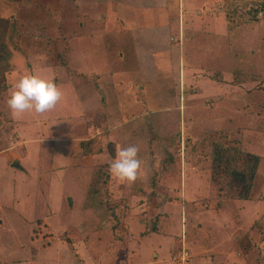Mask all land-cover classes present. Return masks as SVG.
I'll return each instance as SVG.
<instances>
[{"label":"rangeland","instance_id":"374dc122","mask_svg":"<svg viewBox=\"0 0 264 264\" xmlns=\"http://www.w3.org/2000/svg\"><path fill=\"white\" fill-rule=\"evenodd\" d=\"M0 20V264H264V0H0ZM32 72L61 100L13 116ZM226 141L262 158L246 200L214 171ZM118 145L134 183L108 173Z\"/></svg>","mask_w":264,"mask_h":264},{"label":"clouds","instance_id":"9594fccd","mask_svg":"<svg viewBox=\"0 0 264 264\" xmlns=\"http://www.w3.org/2000/svg\"><path fill=\"white\" fill-rule=\"evenodd\" d=\"M61 92L57 85L34 72L17 77L6 101L13 116L27 111L43 114L58 105ZM141 170L139 148L136 145L117 146L116 155L108 164V173L122 182L134 183Z\"/></svg>","mask_w":264,"mask_h":264},{"label":"trees","instance_id":"16d2710c","mask_svg":"<svg viewBox=\"0 0 264 264\" xmlns=\"http://www.w3.org/2000/svg\"><path fill=\"white\" fill-rule=\"evenodd\" d=\"M258 12L259 9H256ZM262 11V10H261ZM257 13H255V17ZM253 18V17H252ZM254 22H256L254 20ZM8 27L7 21L0 20V27ZM8 33H0V87L2 82L6 83V77L2 73L3 70L9 69V51L5 47V41ZM245 81L240 82L238 85L243 86ZM93 143L92 141H87ZM234 146L231 141H226L225 144H218L214 149V171L221 172L220 175L226 178L225 180L230 183L233 192H235L237 198L246 200L249 198L252 190V186L257 176L259 166L262 158L255 153H249L244 149ZM76 152L83 153L81 149H77ZM90 152V151H89ZM85 154V153H84ZM106 175L105 173H103ZM246 250L250 247V243L246 242L244 245Z\"/></svg>","mask_w":264,"mask_h":264},{"label":"crops","instance_id":"0c3cea01","mask_svg":"<svg viewBox=\"0 0 264 264\" xmlns=\"http://www.w3.org/2000/svg\"><path fill=\"white\" fill-rule=\"evenodd\" d=\"M244 86V85H243ZM88 123H90V122H88ZM73 141H75V139L73 140ZM255 150V149H254ZM255 154H257V153H255ZM259 155V154H258ZM137 231V228H136V230H135V232ZM163 237H165V235L163 234ZM146 239V238H145ZM144 239V240H145ZM144 240H140L139 241V243H141L142 245H143V241ZM169 238H167V243L169 244ZM159 246H161V244L160 245H156L155 247L157 248V247H159ZM170 246V245H169ZM131 250V251H133V252H135L136 253V251H134V250H137V253H139V251L141 252V249H138L137 247H135L133 244H132V242L130 241L129 242V244H128V247H127V250ZM125 253H126V251H125ZM142 253V252H141ZM151 255H153V258L154 259H156V263L155 264H157V263H160L162 260L160 259V253L158 252V251H156V252H151ZM181 256V255H180ZM177 257L176 259H180V258H182L183 257V255H182V257ZM140 257H143V255L141 254L140 255ZM140 257H137V258H135L134 260H133V263L135 264V262H139V259H140ZM182 260H183V258H182ZM130 263V262H129ZM147 264V263H146ZM179 264V263H178ZM184 264V263H183Z\"/></svg>","mask_w":264,"mask_h":264},{"label":"built area","instance_id":"2783aa9c","mask_svg":"<svg viewBox=\"0 0 264 264\" xmlns=\"http://www.w3.org/2000/svg\"><path fill=\"white\" fill-rule=\"evenodd\" d=\"M187 255H188V254H187ZM187 255H184L185 257H184V256L182 257V258H183L182 261H183L184 264H186V262H187V260H188V257H186ZM182 258H181V259H182ZM178 263L181 264V260H180V259H178Z\"/></svg>","mask_w":264,"mask_h":264}]
</instances>
